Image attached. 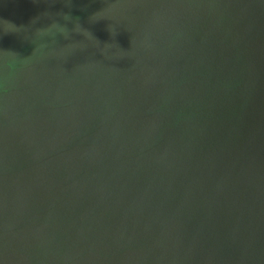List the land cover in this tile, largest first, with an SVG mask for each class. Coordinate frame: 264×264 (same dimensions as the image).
I'll return each mask as SVG.
<instances>
[{
    "label": "water",
    "instance_id": "water-1",
    "mask_svg": "<svg viewBox=\"0 0 264 264\" xmlns=\"http://www.w3.org/2000/svg\"><path fill=\"white\" fill-rule=\"evenodd\" d=\"M0 264H264V0H0Z\"/></svg>",
    "mask_w": 264,
    "mask_h": 264
}]
</instances>
